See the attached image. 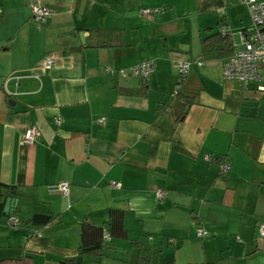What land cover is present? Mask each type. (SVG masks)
I'll return each mask as SVG.
<instances>
[{
  "label": "crops",
  "instance_id": "crops-1",
  "mask_svg": "<svg viewBox=\"0 0 264 264\" xmlns=\"http://www.w3.org/2000/svg\"><path fill=\"white\" fill-rule=\"evenodd\" d=\"M33 6L49 15L33 21ZM250 22L239 0H0V182L18 195L0 264H264V90L225 79L229 55L201 47L220 34L231 54ZM90 29L118 45L90 46ZM143 60L155 63L147 79L108 72ZM60 181L68 195L49 190ZM109 210L127 237L107 246L126 261L79 252L81 223L103 225Z\"/></svg>",
  "mask_w": 264,
  "mask_h": 264
},
{
  "label": "built area",
  "instance_id": "built-area-1",
  "mask_svg": "<svg viewBox=\"0 0 264 264\" xmlns=\"http://www.w3.org/2000/svg\"><path fill=\"white\" fill-rule=\"evenodd\" d=\"M244 3L249 11L250 26L239 33L241 47L233 51L222 62V76L225 79H235L243 83L256 81L259 84L260 89L264 90V0H239ZM159 11V8H143L141 13L148 15ZM49 11L45 7L33 6L32 7V19L35 22L42 21ZM224 27L220 29L221 34H225ZM53 57L51 55H45L43 57V66L50 68L53 64ZM201 64L200 61H197ZM191 62L182 61L178 66L179 81L184 78L190 69ZM108 70V69H107ZM155 71V63L153 60H143L137 64L130 66L127 69L119 68L116 70H108L110 73H117L120 76L133 75L141 79H147ZM57 123L60 122L56 119ZM101 122L102 119H99ZM39 137V130L36 127H28L23 134V142L32 143ZM206 160H209L208 156H205ZM229 163L222 165V170L227 171L229 169ZM111 186L118 187L119 183L111 181ZM49 190L57 191L62 195H68L69 184L67 181H60L48 186ZM165 192L157 189L156 196L161 199ZM8 224L17 226L19 221L15 218H9ZM257 232L260 237H264V222H260L257 225ZM198 237H206L208 231L204 228L197 230ZM105 240L109 239V235L104 233Z\"/></svg>",
  "mask_w": 264,
  "mask_h": 264
},
{
  "label": "trees",
  "instance_id": "trees-1",
  "mask_svg": "<svg viewBox=\"0 0 264 264\" xmlns=\"http://www.w3.org/2000/svg\"><path fill=\"white\" fill-rule=\"evenodd\" d=\"M89 36L92 39V47L118 45V40L113 37H105V32L97 29H90ZM202 56L204 58L220 57L230 55L229 43L220 34H213L201 40ZM223 50L224 52H221ZM16 187L0 182V222L3 217L8 216L4 212V204L7 198L15 201L17 199ZM51 221V217L43 215H34L27 223L30 225H41ZM104 233L110 237L125 239L127 237L126 230L123 225V214L120 211L109 210L108 220L103 225H93L86 221L81 223L79 246L80 254H91L93 256H104V249L107 242ZM137 246L136 242L132 243ZM21 264H31L29 257L25 258ZM60 264H79L74 259H67Z\"/></svg>",
  "mask_w": 264,
  "mask_h": 264
},
{
  "label": "water",
  "instance_id": "water-1",
  "mask_svg": "<svg viewBox=\"0 0 264 264\" xmlns=\"http://www.w3.org/2000/svg\"><path fill=\"white\" fill-rule=\"evenodd\" d=\"M80 38L81 41H83V33L80 32ZM16 201L11 200L10 198H7L4 204V212L8 213L12 210L13 205H15ZM104 254L109 255L113 258L126 261L127 260V252L123 249L113 248L111 246H106L104 249Z\"/></svg>",
  "mask_w": 264,
  "mask_h": 264
}]
</instances>
